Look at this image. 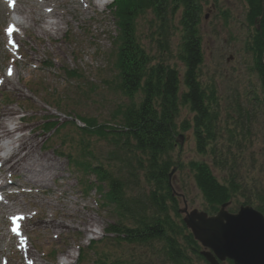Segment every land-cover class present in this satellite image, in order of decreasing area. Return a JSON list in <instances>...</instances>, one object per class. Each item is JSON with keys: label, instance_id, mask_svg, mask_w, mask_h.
Returning a JSON list of instances; mask_svg holds the SVG:
<instances>
[{"label": "rangeland", "instance_id": "obj_1", "mask_svg": "<svg viewBox=\"0 0 264 264\" xmlns=\"http://www.w3.org/2000/svg\"><path fill=\"white\" fill-rule=\"evenodd\" d=\"M85 2L45 1L48 8H54L63 17L59 33L43 34L32 26L9 34L10 19L20 17L9 12L0 0V113L11 111L15 112L14 117H25L21 124L30 129V136L36 137L38 151L50 153L61 165L62 172L47 188L33 187L24 182L21 175L11 177L6 182L12 197L6 202L11 207L9 210L27 212L34 218V222L27 223L23 238L40 264H60L69 256L73 264H79L78 248L87 247L92 239L104 241V245L99 244L100 250L122 259L140 260L146 255L147 264H154L153 251L137 246L119 247L111 242L113 236L107 233V228L116 220L114 215L97 205L95 192L90 195L82 192L83 187L78 184L77 174L71 170L68 159L56 155V151L66 149L67 153L80 156L84 142L106 167L112 166L117 171L116 165H120L111 159L114 149L110 144L85 136L75 126L84 125L77 120L81 117L113 125L119 110L130 104L114 88L120 47L116 14L113 9L99 8L90 0ZM15 4L27 6L32 1L21 0ZM199 5L197 30L203 62L198 78L207 97L214 93V100L209 101L208 106L217 118L218 136L208 145L207 153H199L193 129L195 114L189 105L180 107L176 137L183 135L184 143H179L172 153L175 161L172 171L177 168L172 184L185 198L178 199L180 208H184L186 201L190 210L210 214L191 169L192 162L206 163L223 185H227L231 174L238 176L241 191L232 200L231 213H237L242 206L258 210L257 195L264 192V86L256 65L258 32L247 0H199ZM165 11L166 35L160 36L162 22L153 10H143L134 22L136 37L152 63L170 65L179 71L182 94L186 90L183 84L186 69L180 60L186 37L182 25L184 7L176 8L170 3ZM47 21L55 19L50 17ZM9 70L13 73L9 75L11 80L5 78ZM141 100V94L135 97L137 104ZM48 119L66 128L56 134H46L43 125ZM186 124L188 129H183ZM19 190L23 194H19ZM248 199L251 200L249 205ZM88 217L97 225L88 224ZM56 223H65L66 227L57 228ZM12 227V222L0 213L3 234L0 264H25L18 252L19 244L10 239ZM190 255L194 264H206L195 254ZM96 259L95 253L89 252L84 264H95Z\"/></svg>", "mask_w": 264, "mask_h": 264}, {"label": "trees", "instance_id": "obj_2", "mask_svg": "<svg viewBox=\"0 0 264 264\" xmlns=\"http://www.w3.org/2000/svg\"><path fill=\"white\" fill-rule=\"evenodd\" d=\"M170 3L176 8L184 7L182 25L186 37L180 60L186 69V90L182 94L179 71L170 65L152 63L151 57L137 41L134 25L140 11L153 10L162 22L163 32L160 36L163 37L166 35L165 7ZM262 3L263 0H248L250 17L255 19L261 16L264 10ZM113 11L120 31L117 40L120 44L116 64L118 76L114 88L130 104L119 110V117L116 116L113 125L98 124L95 120L81 117L86 128L79 130L85 136H94L110 144L114 149L111 159L120 165H116L117 171L112 166L106 167L84 142L80 146L79 158L64 152L60 154L67 156L86 176H96L100 184L95 187L101 195L102 207L117 220L107 228V233L113 236L111 242L114 245L147 248L153 251L152 255L156 258L154 264H194L190 253L206 262L201 255L202 246L183 223L179 198L170 177L175 165L172 153L177 146V119L181 106L189 105L195 114L193 129L199 153H207L208 145L218 136L215 127L217 118L208 106V102L214 100V93L207 97L198 78V70L203 62L197 30L201 13L199 0H116ZM255 46L258 50L257 71L264 86V32L257 35ZM139 94L142 100L137 104L135 97ZM119 118L120 121H117ZM58 125L49 123L48 131L56 129ZM183 129H188V125H184ZM191 169L211 215L216 214L224 204L232 205V200L241 191L236 174H231L227 185H223L208 164L192 162ZM142 185L144 189H141ZM257 200V209L264 214V192L258 193ZM249 204L251 200L248 199ZM102 243L104 245V241L93 242L88 252L82 250L81 261L84 263L89 252H94L97 256L95 264L149 262L146 255L140 260L122 259L100 250L99 244Z\"/></svg>", "mask_w": 264, "mask_h": 264}, {"label": "bare ground", "instance_id": "obj_3", "mask_svg": "<svg viewBox=\"0 0 264 264\" xmlns=\"http://www.w3.org/2000/svg\"><path fill=\"white\" fill-rule=\"evenodd\" d=\"M7 5L8 11H12L20 19L11 18L10 22L13 26L20 31L35 26L43 34H50L51 32H60L61 24L63 22L62 15H59L55 9L48 8L44 0H29L32 1L31 5H15V2L20 0H13L11 8H9V0H3ZM28 1V0H25ZM80 3H86L85 0H78ZM95 5L101 8V5L96 0H90ZM54 18L55 21L48 22V18ZM9 74V72H8ZM13 75V73H11ZM10 75V74H9ZM7 78V75H6ZM10 78V77H8ZM9 80V79H8ZM11 80V78H10ZM15 112H2L0 113V170L5 174V178L13 175H21L24 182L32 184L33 187L47 188L50 181L56 182L61 177V165L55 161L50 153H41L38 151V143L36 137L28 134L30 129L22 125V120L14 117ZM1 190H7V184L2 183ZM21 189V187H19ZM19 194H23L19 190ZM51 205V204H50ZM11 207L3 202L0 198V213H4L7 220L11 219L12 222H19L24 225L22 231L12 230L13 237L18 239L20 250L28 261L27 264H37V260L31 254L25 242L21 239V233L26 230L27 222H34V218L27 212H15ZM45 219L42 220L44 222ZM52 223V222H51ZM93 223L95 226L97 222L88 217V224ZM53 225V224H52ZM58 227H66L65 223L54 224ZM0 237L3 234L0 233ZM60 264H70L66 261H61Z\"/></svg>", "mask_w": 264, "mask_h": 264}, {"label": "water", "instance_id": "obj_4", "mask_svg": "<svg viewBox=\"0 0 264 264\" xmlns=\"http://www.w3.org/2000/svg\"><path fill=\"white\" fill-rule=\"evenodd\" d=\"M177 141L183 144L184 136L180 135ZM229 205L224 204L216 215L210 216L190 210L184 201L179 213L195 240L204 247L201 255L209 264H264V214L252 206H242L237 213H231Z\"/></svg>", "mask_w": 264, "mask_h": 264}, {"label": "flooded vegetation", "instance_id": "obj_5", "mask_svg": "<svg viewBox=\"0 0 264 264\" xmlns=\"http://www.w3.org/2000/svg\"><path fill=\"white\" fill-rule=\"evenodd\" d=\"M247 2H248V0H247ZM262 5L264 6V0H263ZM261 26H262V28H261ZM254 28L256 29L258 34H262L264 32V10H263L261 16L254 19Z\"/></svg>", "mask_w": 264, "mask_h": 264}, {"label": "snow or ice", "instance_id": "obj_6", "mask_svg": "<svg viewBox=\"0 0 264 264\" xmlns=\"http://www.w3.org/2000/svg\"><path fill=\"white\" fill-rule=\"evenodd\" d=\"M9 3L12 4L13 3V0H9ZM14 30L18 31V29H15V27L13 26L12 28L9 29V34H11V32L14 31ZM9 74H11V70H9ZM15 230L16 229H14V231Z\"/></svg>", "mask_w": 264, "mask_h": 264}, {"label": "clouds", "instance_id": "obj_7", "mask_svg": "<svg viewBox=\"0 0 264 264\" xmlns=\"http://www.w3.org/2000/svg\"><path fill=\"white\" fill-rule=\"evenodd\" d=\"M17 19H19V18H17Z\"/></svg>", "mask_w": 264, "mask_h": 264}]
</instances>
